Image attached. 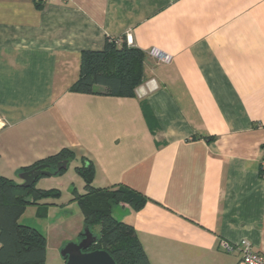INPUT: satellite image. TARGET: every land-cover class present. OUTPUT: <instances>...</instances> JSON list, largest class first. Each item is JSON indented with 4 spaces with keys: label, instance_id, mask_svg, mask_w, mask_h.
Segmentation results:
<instances>
[{
    "label": "crops",
    "instance_id": "0c3cea01",
    "mask_svg": "<svg viewBox=\"0 0 264 264\" xmlns=\"http://www.w3.org/2000/svg\"><path fill=\"white\" fill-rule=\"evenodd\" d=\"M107 39L146 55L131 98L72 92L82 53ZM263 147L264 0H0V176L22 184L23 168L71 150L69 180L37 188L83 194L90 162L95 187L145 196L113 215L150 264H244L223 242L264 253Z\"/></svg>",
    "mask_w": 264,
    "mask_h": 264
},
{
    "label": "trees",
    "instance_id": "16d2710c",
    "mask_svg": "<svg viewBox=\"0 0 264 264\" xmlns=\"http://www.w3.org/2000/svg\"><path fill=\"white\" fill-rule=\"evenodd\" d=\"M36 4L39 9H43L44 3L36 0ZM120 43L119 40L107 39L102 51L82 53L80 76L72 92L92 95L96 94V86H102L112 97L131 98L135 95L136 89L145 80L146 55L126 43L120 46ZM75 159L71 150L63 149L23 168L21 174L34 170L49 174L40 175L29 188L0 176V264H46L45 235L19 222L28 207H38L43 215L44 208L40 207L39 201L60 196L58 190L38 189L37 183L43 178L63 175ZM64 162L67 163L66 168L58 171L59 164ZM76 172L84 180L85 187L83 194L73 190V201L79 204L82 211L84 230L90 229L97 237L89 251H106L116 264H150L134 228L113 215L114 207L120 204H128L134 211H139L147 203V198L122 185L95 187V169L90 162L76 168ZM260 176L264 178V157ZM94 228H99L97 235L93 232ZM83 237L84 232L81 239Z\"/></svg>",
    "mask_w": 264,
    "mask_h": 264
},
{
    "label": "rangeland",
    "instance_id": "374dc122",
    "mask_svg": "<svg viewBox=\"0 0 264 264\" xmlns=\"http://www.w3.org/2000/svg\"><path fill=\"white\" fill-rule=\"evenodd\" d=\"M66 173L68 175V171L63 175ZM63 175L55 178H60ZM68 177L70 178V175L67 176L66 180H69ZM58 182L55 181V184ZM50 190H58L60 196L39 201L40 207L44 208L43 215H41L38 207L30 206L19 223L37 229L46 236L48 239L47 264H63L61 248L70 242H74L69 241L68 238L76 237L78 230L82 228L84 231V217L79 204L73 201V197L71 198L66 194L67 191L64 193L63 190L61 193L58 187Z\"/></svg>",
    "mask_w": 264,
    "mask_h": 264
},
{
    "label": "water",
    "instance_id": "95a60500",
    "mask_svg": "<svg viewBox=\"0 0 264 264\" xmlns=\"http://www.w3.org/2000/svg\"><path fill=\"white\" fill-rule=\"evenodd\" d=\"M67 163L59 164L58 171L66 168ZM40 175H49L47 172L34 170L19 175L23 181L22 186L29 188L34 185L35 180ZM97 241V237L92 234L90 229L84 230V237L79 242H70L61 250V256L65 260V264H116L113 257L106 251L96 250L89 251L93 244Z\"/></svg>",
    "mask_w": 264,
    "mask_h": 264
},
{
    "label": "built area",
    "instance_id": "2783aa9c",
    "mask_svg": "<svg viewBox=\"0 0 264 264\" xmlns=\"http://www.w3.org/2000/svg\"><path fill=\"white\" fill-rule=\"evenodd\" d=\"M37 1L45 3L47 0ZM151 56L158 62L167 64L172 60L170 56L163 54L159 50H153ZM223 248L228 254L239 253L244 264H264V253L253 250L251 244L247 241H242L238 244L223 242Z\"/></svg>",
    "mask_w": 264,
    "mask_h": 264
},
{
    "label": "bare ground",
    "instance_id": "6f19581e",
    "mask_svg": "<svg viewBox=\"0 0 264 264\" xmlns=\"http://www.w3.org/2000/svg\"><path fill=\"white\" fill-rule=\"evenodd\" d=\"M34 170V169H33Z\"/></svg>",
    "mask_w": 264,
    "mask_h": 264
}]
</instances>
